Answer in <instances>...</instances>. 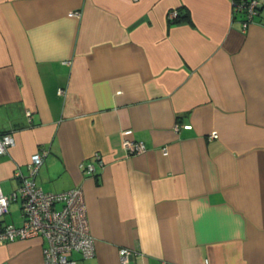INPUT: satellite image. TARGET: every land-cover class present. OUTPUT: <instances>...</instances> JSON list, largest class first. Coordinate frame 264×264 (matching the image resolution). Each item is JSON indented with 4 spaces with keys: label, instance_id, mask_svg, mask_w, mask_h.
Returning <instances> with one entry per match:
<instances>
[{
    "label": "crops",
    "instance_id": "1",
    "mask_svg": "<svg viewBox=\"0 0 264 264\" xmlns=\"http://www.w3.org/2000/svg\"><path fill=\"white\" fill-rule=\"evenodd\" d=\"M258 2L243 32L231 0H0L2 191L47 147L35 182L81 188L95 246L82 264H122V247L133 264H264ZM125 135L146 150L127 154ZM44 245L0 244V264H43Z\"/></svg>",
    "mask_w": 264,
    "mask_h": 264
},
{
    "label": "built area",
    "instance_id": "2",
    "mask_svg": "<svg viewBox=\"0 0 264 264\" xmlns=\"http://www.w3.org/2000/svg\"><path fill=\"white\" fill-rule=\"evenodd\" d=\"M232 15L239 17L241 30L245 32L258 13V0H231ZM78 17L80 12H73ZM177 11H170L168 17L174 19ZM62 89L59 92L62 93ZM30 116V112L26 113ZM181 124L176 122L174 129L178 131ZM129 134L130 130H126ZM123 147L127 154H138L146 150L142 140L125 135ZM14 144L10 132L0 133V155L5 153ZM167 154L166 147L162 148ZM47 147H40L34 152L27 163V172L20 168L14 170V175L19 178L18 186L4 193L0 186V244L15 239H26L40 236L43 246V264H82V260L94 255V237L91 234L87 218L86 205L80 187H73L60 192L46 191L35 182V177L48 155ZM94 159L101 161L99 154H94ZM89 175H94L96 170L93 162L82 164ZM19 204L21 220L19 223L5 221L3 216L9 212L11 203ZM133 250L122 247L119 249L120 261L128 264ZM77 255L78 257H76ZM162 264H167L162 262ZM208 264V260H204Z\"/></svg>",
    "mask_w": 264,
    "mask_h": 264
},
{
    "label": "trees",
    "instance_id": "3",
    "mask_svg": "<svg viewBox=\"0 0 264 264\" xmlns=\"http://www.w3.org/2000/svg\"><path fill=\"white\" fill-rule=\"evenodd\" d=\"M258 9H259V7H258ZM180 19V17L178 16V17H175L174 18V21H178ZM5 132H8V131H0V133L2 134V133H5Z\"/></svg>",
    "mask_w": 264,
    "mask_h": 264
},
{
    "label": "water",
    "instance_id": "4",
    "mask_svg": "<svg viewBox=\"0 0 264 264\" xmlns=\"http://www.w3.org/2000/svg\"><path fill=\"white\" fill-rule=\"evenodd\" d=\"M128 264H133L132 257H130V260H129V263Z\"/></svg>",
    "mask_w": 264,
    "mask_h": 264
},
{
    "label": "rangeland",
    "instance_id": "5",
    "mask_svg": "<svg viewBox=\"0 0 264 264\" xmlns=\"http://www.w3.org/2000/svg\"><path fill=\"white\" fill-rule=\"evenodd\" d=\"M12 204L14 205V204H16V203H15V202H13ZM17 204H18V203H17ZM17 204H16V205H17Z\"/></svg>",
    "mask_w": 264,
    "mask_h": 264
},
{
    "label": "bare ground",
    "instance_id": "6",
    "mask_svg": "<svg viewBox=\"0 0 264 264\" xmlns=\"http://www.w3.org/2000/svg\"><path fill=\"white\" fill-rule=\"evenodd\" d=\"M259 7V6H258ZM234 19H236V18H234Z\"/></svg>",
    "mask_w": 264,
    "mask_h": 264
}]
</instances>
